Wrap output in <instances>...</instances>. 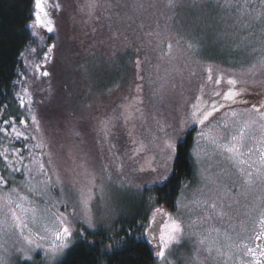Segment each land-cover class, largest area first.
Returning <instances> with one entry per match:
<instances>
[{"label": "snow or ice", "instance_id": "1", "mask_svg": "<svg viewBox=\"0 0 264 264\" xmlns=\"http://www.w3.org/2000/svg\"><path fill=\"white\" fill-rule=\"evenodd\" d=\"M33 4L31 15L35 23L29 24L28 28L43 27L47 33H55L57 26L53 10L62 11V5L50 0H33ZM171 5L172 0H169V6ZM258 5L257 8L252 0H245L243 5H235L238 15L231 26L232 29H239V42L232 41L233 50L247 52L254 58L249 60L246 55L238 62V70L234 66L221 70L219 66L208 65L205 68L206 76L197 85L196 94L184 101L181 116L171 122L157 121L158 131L163 133L154 138L159 141L155 145L159 159H153L149 161L147 168L142 166L139 169L158 176L147 187H163L171 180L173 164L184 136L189 128L198 126L200 131L195 139L192 155L200 165L198 173L208 191L198 189L190 202L177 199V214L168 212L163 207H151L150 203L151 215L145 216L136 224L135 231L141 235L135 239L146 240L155 248L156 264H174L169 257L182 246L186 235L196 240V256L193 258L196 264H201V253L204 254L205 264L209 261L214 264H264V197H257L261 203L255 209L258 214L254 220L252 235L243 237L239 242L228 231L221 234V230L214 226L205 228L208 221L214 218L223 221L232 208L231 204L224 203L231 190L220 179L222 173L210 175L211 165L204 167L206 160L219 156L236 168L246 193L257 186H261L264 191V28L259 33L253 30L256 22L264 25V0H258ZM97 6V0H89L85 5L89 18ZM223 6L233 5L226 0ZM139 7L143 8V5ZM244 32L247 35H243ZM30 36L34 42H40L39 47H29L27 54L20 53L24 68L18 72L17 80L13 81L14 89L29 77L39 81L52 75L47 66L55 61L57 45L44 44V37L38 36L35 30L31 31ZM220 38L231 39L228 30L221 33ZM188 48L198 52L200 42H189ZM167 49V54L170 55L171 43L167 45ZM137 64H140L139 60ZM196 75L195 71L190 73V77ZM224 84L227 85L226 89L221 88ZM137 87L142 90L141 85ZM11 95L18 103L17 112L8 114L6 101L0 107V264H9L8 258L2 254L6 237L18 238L14 245L16 264H64L61 258L66 251L78 239L93 244V241L87 240V235L96 234L101 227L111 233L110 243L104 251L111 252L112 255L118 254L120 247L132 237V227H129L124 236H120V232L124 230L114 231V226L108 223L111 213H106L108 219L101 220L94 213L92 205L99 197L100 202L111 208L114 202L113 187L124 188L129 183L113 178V171L123 175V162L119 161V156L97 167L88 151L76 145L80 149L78 167L82 171L79 174L85 177L86 184L82 185L78 197L74 199L66 191L57 170V154L47 135L45 120L35 110L38 103H43V98L37 102L26 87H21ZM249 97H255V102ZM136 99L137 103H142L140 97ZM239 104L249 106L239 110L234 107ZM131 107H125L126 120L133 118L134 114L129 110ZM135 111L141 110L136 108ZM100 123L105 129L107 141L110 120L105 119ZM73 134L79 135L75 128ZM249 140L254 141L257 147H248ZM133 143L136 141L133 140ZM202 144L207 147H202ZM114 147L110 146V154ZM146 148L147 145L140 141L130 158L140 155ZM184 187L187 188L188 185ZM56 188H59L58 197L53 195ZM181 209L188 213L203 211L204 214L186 223L179 215ZM197 226L202 231H189ZM213 232L216 233L215 236L212 235ZM246 240L252 241L254 246L245 242ZM112 241H116V248Z\"/></svg>", "mask_w": 264, "mask_h": 264}, {"label": "trees", "instance_id": "2", "mask_svg": "<svg viewBox=\"0 0 264 264\" xmlns=\"http://www.w3.org/2000/svg\"><path fill=\"white\" fill-rule=\"evenodd\" d=\"M214 4L215 17L214 21H208L206 24L202 20L197 21V28L200 29L201 35L212 34L211 43L204 41L201 44L199 52H193L182 44V36L171 34L163 40L164 31L156 28L154 31L149 28V20L153 12L145 9L138 15L136 11L131 19L138 24L141 21L143 25H137L138 28L132 29V25L125 21L124 16L118 20L115 9L107 10V8L98 10L93 17L95 20L87 17L81 19L82 24L80 37L82 42H89L92 38L97 39V35L101 37L102 29L104 36L96 42V48L106 54L97 55V60H104V64L97 69L94 76L93 88L85 89V104L89 103L90 95L102 96L106 101L98 104L97 100L92 105H83L82 111L85 115H91L86 122V128L90 137V143L83 136L76 135L75 142L81 143L88 153L96 151V154L103 163H109L110 159H116L123 162V175L113 171V177L118 178H136L148 177L156 173L150 171L141 172L139 169L143 166L147 168L149 161L159 159L156 144L159 142L155 137L162 136L163 133L158 131L157 121H169L174 118L178 119L182 112L184 101L197 92V85L201 78L206 76L205 68L208 65L219 66L221 70H226L231 66L239 69V61L243 59L247 52L233 50V40L237 43L239 38L237 32L239 29H232L235 17L238 15L235 5H243L245 0H229L232 7H224L226 0H209ZM100 3V0H98ZM208 2V0H205ZM253 4L258 5V0H252ZM219 5V6H218ZM165 6H163L164 8ZM34 10L33 0H0V107L3 102L8 103V114H14L18 110V103L11 95L14 91H19L22 86L17 84L13 88V81L17 80V74L23 69L20 53L25 52L32 46L34 40L30 36L32 29L28 28L29 24H34L35 20L31 13ZM200 12L203 9H199ZM248 9H244L247 11ZM120 19V18H119ZM85 21H88L85 23ZM75 29L78 27L72 25ZM264 25L256 22L253 24V30L259 33ZM44 35V44H57L54 33L49 34L40 27ZM95 29V31H93ZM132 29V30H131ZM220 30V31H219ZM228 30L231 39L222 40L220 34ZM93 34V35H92ZM243 35H247L244 32ZM133 38L136 39V45L132 43ZM207 40V39H206ZM152 43H159L156 48ZM171 43V54H167V45ZM204 45V46H203ZM210 45L211 48L204 47ZM133 46V47H132ZM105 47L106 50H103ZM84 50V49H82ZM94 51V49H93ZM92 53V51H91ZM199 55H197V54ZM93 54V53H92ZM95 54L88 57H94ZM117 61L114 66L110 62V58ZM254 56L248 55V59ZM137 60L140 64H137ZM96 69V68H94ZM195 71L197 75L190 77V73ZM79 78V77H78ZM260 77H257L259 79ZM30 91L33 98L37 102L43 101L49 95L54 98L57 94H50L56 89L53 85V78H42L37 81L33 79ZM52 85V88L48 86ZM137 85L142 86V90ZM226 89L227 85L221 86ZM48 89L49 93L43 91ZM212 89L210 88L209 91ZM37 97V98H35ZM137 97H140L142 103H137ZM255 102V97H249ZM40 104V103H38ZM131 105L129 109L133 112V118L126 120L127 113L125 107ZM240 106H247L239 104ZM71 106V102H70ZM139 108L141 111L136 112ZM110 120L107 129V141L105 140V129L101 126V121ZM199 129L193 126L187 130L184 141L180 145L177 158L173 164V174L171 180L163 187L153 185L151 189L147 186L137 187L129 192L125 200L118 207L116 216L113 217L109 224L113 225V230L123 229L120 236H124L125 232L131 226L133 229L132 237L129 242L120 247L118 254L112 255L111 252H105L108 247L111 233L104 228H100L96 234L87 235L88 241L93 244L86 243L82 240L77 242L66 251L62 258L64 264H155L156 257L154 255L155 248L147 243L146 240H136L135 237L141 235L135 231V226L145 216L151 215V207H163L166 211L174 213L176 202L179 194L188 182L193 178V165L190 157L193 132ZM131 132V135L129 133ZM133 140L136 143H133ZM143 141L147 148L135 158L133 150ZM114 145V148L110 146ZM95 153V152H94ZM119 161H117L119 163ZM161 171H163L161 169ZM153 184V182L151 183ZM129 191V190H128ZM127 191V192H128ZM124 192H119L121 195ZM117 195V196H118ZM151 198V201H150ZM121 201V200H120ZM142 231V230H141ZM113 247L116 248V241H112Z\"/></svg>", "mask_w": 264, "mask_h": 264}, {"label": "rangeland", "instance_id": "3", "mask_svg": "<svg viewBox=\"0 0 264 264\" xmlns=\"http://www.w3.org/2000/svg\"><path fill=\"white\" fill-rule=\"evenodd\" d=\"M50 2H58L62 5V11L55 12L53 10V16L57 26V31L54 33L57 47L55 49L54 63L47 66L52 73L53 85H55L58 93L56 90H52L50 94L57 95L54 98L48 95L45 98L47 101L37 104L35 110L37 114L45 120L47 135L52 142L53 150L57 154V170L64 181V187L75 199L78 197L82 185L86 184V180L83 175L79 174L82 170L78 167L80 149L85 150V148L81 146L83 144L75 142L74 138L77 136L73 134V128H75V131L78 132L80 136L84 137L87 143H90L91 141L86 128V122L90 119L91 115L84 116L82 106L92 105L96 100L98 104L102 101H106L104 97L91 95V92H88L90 93L88 97L89 103L85 104L86 95L85 92H83L85 89L91 90L93 88L92 81L94 80L96 71L97 69H100L101 65L105 62L102 59L97 60V55H101L103 58V54L106 53L96 48V42L102 39L101 37L104 36V31L102 29L100 30L102 33L101 37L97 35L98 38L94 39L91 36L92 39L89 42H82L80 37L82 24H80L79 21L88 15V9L85 5L89 0H50ZM97 5L98 6L93 12V15L98 12V10H101L102 7L103 9L107 8L109 11L115 9L118 20H121L125 15L128 16V18L126 17L124 20L132 22L130 24L132 25L133 30L138 28L137 25H143L141 21H138L139 23L135 24L131 19V16L135 11L137 15L141 11L145 12V9L148 12L154 11L152 17L147 18V20H149V28L153 31L156 28L162 29L164 31L162 40L167 36L171 37V34L176 35V37L181 35L182 44H185L188 47L189 42L199 41V49H201V44L204 43V41L209 42L213 38L211 33L208 35H201L200 29L197 28V21L202 20L204 24L208 21H214L215 6L209 0L208 2H205V0H172L171 6H169V0H100V3L97 0ZM139 5H143V8H140ZM163 6L165 7L163 8ZM199 9H203V11L200 12ZM93 15L92 19H94L96 23V19ZM72 25L78 28L75 29ZM96 25L98 26L99 24L96 23ZM32 30L37 31L38 36L44 37L40 27ZM136 39L138 40V38ZM136 39H132L134 45H136V42H134ZM39 43V41L33 42L31 47H39ZM152 44L156 48L159 47V43ZM206 48H211V46L208 45L204 47V51L207 50ZM44 50L46 51V48ZM103 50H106L105 47H103ZM95 52L96 55L88 59L90 54L93 56ZM25 53L27 54V50ZM109 60L112 65H117V61L112 59V57ZM22 65L24 68L23 61ZM33 79V77H29L24 80L21 87H26L30 90L32 81H34ZM48 87L52 88L53 86L49 85ZM43 92L49 93V90L46 89ZM248 106L249 105H235L234 107L243 110ZM199 131L200 129L194 131L192 136L193 141L190 157L193 165V178L186 184L188 185L187 188H182L183 191L181 190L178 197V199L183 201L190 202L200 188H204L205 192L208 191V188L204 186L198 173L200 165L197 164L192 155L195 147V139L198 136ZM256 136H259L258 131ZM247 144L248 147H257L255 142L251 140L247 141ZM76 145H79L80 149H77ZM202 147H207V145L202 144ZM94 152H91L89 156L98 167L99 164L103 163V160L101 161L95 150ZM209 164L211 165L209 174L215 175L222 173L220 179L224 182L227 188L231 190L227 194L224 203L226 205L231 204L232 208L229 210V216L225 217L223 221L214 218L208 221L205 228L214 226L221 230V234H223L224 231H228L233 236V239L239 242L243 237L252 235L254 220L258 214L255 209L261 203L257 197H264V191H262L261 186H257L246 193L237 169L232 167L226 160H223L219 156H216L212 160H206L204 162V167H208ZM113 178L118 181H127L129 183L124 188L118 186L113 187L112 196L114 202L111 208L106 207L100 202L99 197L93 202V211L101 220L108 219L106 213H111V219L115 217L118 212V207L125 200L126 196L129 195L130 191L132 193L134 188L148 186L154 179H158V176L157 174H154L148 177ZM119 192L124 193L118 195ZM59 194V188H56L53 195L58 197ZM36 199L39 201V197ZM40 206L43 207L42 202H40ZM173 214H177L176 209ZM203 214V211H193L188 213L183 209L179 212V215L186 223L202 216ZM111 219H108V221ZM189 231L200 232L202 229L197 226L189 229ZM204 234L207 233L205 232ZM212 235L215 236L216 233L213 232ZM5 239L6 243L4 244L2 254L8 258L9 264H16L14 259V245L17 244L18 238L10 236ZM245 242L253 245V242L250 240H246ZM196 248V240L193 237L186 235L182 242V246H179L178 250H176L174 255L170 256L169 259L172 260L174 264H196V261L193 259L196 256ZM200 262L201 264H205L203 253L200 254ZM207 264H214V262L209 261Z\"/></svg>", "mask_w": 264, "mask_h": 264}, {"label": "flooded vegetation", "instance_id": "4", "mask_svg": "<svg viewBox=\"0 0 264 264\" xmlns=\"http://www.w3.org/2000/svg\"><path fill=\"white\" fill-rule=\"evenodd\" d=\"M252 246H254V243H253V245Z\"/></svg>", "mask_w": 264, "mask_h": 264}]
</instances>
